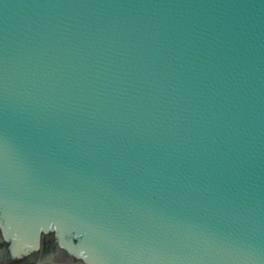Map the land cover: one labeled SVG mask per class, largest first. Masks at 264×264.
Instances as JSON below:
<instances>
[{
	"label": "water",
	"instance_id": "water-1",
	"mask_svg": "<svg viewBox=\"0 0 264 264\" xmlns=\"http://www.w3.org/2000/svg\"><path fill=\"white\" fill-rule=\"evenodd\" d=\"M0 264H264V0H0Z\"/></svg>",
	"mask_w": 264,
	"mask_h": 264
}]
</instances>
